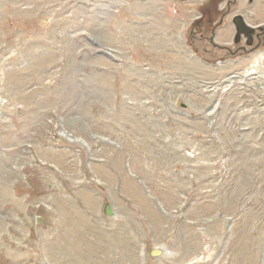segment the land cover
<instances>
[{
	"label": "rangeland",
	"instance_id": "rangeland-1",
	"mask_svg": "<svg viewBox=\"0 0 264 264\" xmlns=\"http://www.w3.org/2000/svg\"><path fill=\"white\" fill-rule=\"evenodd\" d=\"M256 1L0 0V264H264Z\"/></svg>",
	"mask_w": 264,
	"mask_h": 264
},
{
	"label": "crops",
	"instance_id": "crops-1",
	"mask_svg": "<svg viewBox=\"0 0 264 264\" xmlns=\"http://www.w3.org/2000/svg\"><path fill=\"white\" fill-rule=\"evenodd\" d=\"M242 1H244V0H240V2H242ZM240 22H243L244 20L245 21H250V18L249 17H245V19L244 20H242L241 18H237ZM239 26V28H240V30H241V27H240V25H238ZM224 29V30H223ZM236 26L234 25H232V26H230V25H225L223 28H221L220 30H223V31H221L220 33L218 32L216 35L214 34V41H213V43L215 44V47H218V48H220L221 50H223V51H227V52H229V53H231L233 50H235L237 47H235V49H232L231 48V46H229V45H227V43H226V41H227V38H226V35L227 34H231V32H235L236 30ZM249 31H251V30H247L246 29V31H245V33H248ZM220 34V35H219ZM255 34V33H254ZM238 48L239 49H242V48H244L243 46H238ZM246 49V48H245ZM247 50H249V49H247Z\"/></svg>",
	"mask_w": 264,
	"mask_h": 264
},
{
	"label": "bare ground",
	"instance_id": "bare-ground-1",
	"mask_svg": "<svg viewBox=\"0 0 264 264\" xmlns=\"http://www.w3.org/2000/svg\"><path fill=\"white\" fill-rule=\"evenodd\" d=\"M260 1H261V4H260ZM254 15L256 17H259L258 19L261 18V16H264V0H257L256 3L254 4ZM188 15L190 13H187ZM193 14V13H192ZM191 15V14H190ZM262 19V18H261ZM247 23H250V21H246ZM240 23V21H239ZM242 23H240V27H241ZM122 185L124 186L125 185V179L124 181L122 182ZM124 188V187H123ZM79 260H81L80 258H78Z\"/></svg>",
	"mask_w": 264,
	"mask_h": 264
},
{
	"label": "water",
	"instance_id": "water-1",
	"mask_svg": "<svg viewBox=\"0 0 264 264\" xmlns=\"http://www.w3.org/2000/svg\"><path fill=\"white\" fill-rule=\"evenodd\" d=\"M238 24L240 25L238 19H236V20H235L236 28L238 29V31L241 32V30H240ZM106 214L110 215L111 213L109 212V210L106 209ZM159 254H160V252H159L158 250H154V251L151 252V255H154V256H157V255H159Z\"/></svg>",
	"mask_w": 264,
	"mask_h": 264
}]
</instances>
